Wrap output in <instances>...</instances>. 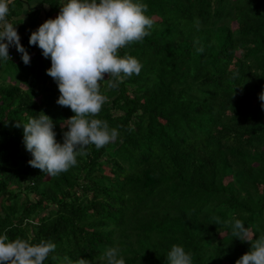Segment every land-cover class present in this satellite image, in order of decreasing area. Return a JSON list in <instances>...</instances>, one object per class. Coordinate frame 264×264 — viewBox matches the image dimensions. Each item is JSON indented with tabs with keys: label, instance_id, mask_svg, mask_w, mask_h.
<instances>
[{
	"label": "trees",
	"instance_id": "trees-1",
	"mask_svg": "<svg viewBox=\"0 0 264 264\" xmlns=\"http://www.w3.org/2000/svg\"><path fill=\"white\" fill-rule=\"evenodd\" d=\"M64 2L10 5L31 62L14 45L0 61V234L53 242L43 264H103L109 247L125 264H168L174 244L193 264H236L251 244L232 235L234 220L264 234V0H141L151 34L118 54L142 70L115 89L101 82L108 102L95 118L117 140L50 176L29 164L22 123L43 110L62 142L74 115L57 104L51 58L29 44Z\"/></svg>",
	"mask_w": 264,
	"mask_h": 264
},
{
	"label": "clouds",
	"instance_id": "clouds-1",
	"mask_svg": "<svg viewBox=\"0 0 264 264\" xmlns=\"http://www.w3.org/2000/svg\"><path fill=\"white\" fill-rule=\"evenodd\" d=\"M13 4L14 0H0V61L12 60L9 48L14 45L27 65L31 56L21 43L16 24L8 20ZM147 9L141 0H65L55 18L45 20L32 31L29 44L38 46L45 58H51L47 74L58 85L57 104L70 107L74 113L61 125L66 128L62 142L56 139L53 118L43 110L38 117L22 123L32 167L57 176L77 165V157L86 156L89 145L99 150L117 140L118 130L95 118L108 102L101 92V82L108 77L107 87L115 89L126 78L140 74L143 65L136 57L118 53L151 34L155 19L146 14ZM259 99L264 102V92ZM231 227L234 237L251 244L236 264H264V234L254 239L240 219H235ZM55 248L50 240L33 243L31 234L27 239H10L5 230L0 234V264H43ZM166 259L168 264H193V253L174 244ZM99 260L103 264H125L119 247L107 248ZM68 264L73 261L68 260ZM74 264L90 262L81 257Z\"/></svg>",
	"mask_w": 264,
	"mask_h": 264
},
{
	"label": "rangeland",
	"instance_id": "rangeland-1",
	"mask_svg": "<svg viewBox=\"0 0 264 264\" xmlns=\"http://www.w3.org/2000/svg\"><path fill=\"white\" fill-rule=\"evenodd\" d=\"M8 64L7 63H5V64H2V62L0 63V73H3L4 72V70L6 69H8V66H7ZM2 80L0 79V82H1Z\"/></svg>",
	"mask_w": 264,
	"mask_h": 264
}]
</instances>
